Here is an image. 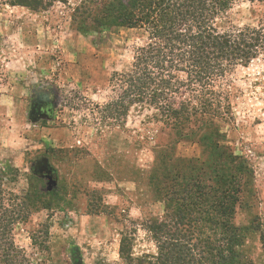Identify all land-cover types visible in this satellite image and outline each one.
Here are the masks:
<instances>
[{
  "label": "rangeland",
  "instance_id": "374dc122",
  "mask_svg": "<svg viewBox=\"0 0 264 264\" xmlns=\"http://www.w3.org/2000/svg\"><path fill=\"white\" fill-rule=\"evenodd\" d=\"M36 1L41 8L0 0V95L13 100L0 105L7 116L0 117V174L14 180L5 188L18 196L35 197L47 180L55 194L41 205L31 201V216L12 232L14 244L26 264H127L119 255L126 238L131 264L144 257L154 264L157 247L147 226L164 217L161 190L201 149L145 107L117 121L106 112L119 95L112 76L148 43L143 29L94 26L110 0ZM212 26L220 34L244 28L264 34V0H233ZM223 90L230 115L218 126L249 170L233 219L238 251L242 264H264V50L236 67ZM168 156L177 164L173 171Z\"/></svg>",
  "mask_w": 264,
  "mask_h": 264
},
{
  "label": "trees",
  "instance_id": "16d2710c",
  "mask_svg": "<svg viewBox=\"0 0 264 264\" xmlns=\"http://www.w3.org/2000/svg\"><path fill=\"white\" fill-rule=\"evenodd\" d=\"M232 2L110 0L91 22L98 28L143 29L148 35L125 72L111 78L119 95L107 104L108 115L117 121L134 106L145 107L154 112L153 120L201 149V157L188 160L184 173L169 178V189H160L164 217L147 226L157 247L154 264H242L240 231L233 219L249 170L225 145L218 122L230 115L223 82L264 50V34L251 28L218 33L213 21ZM35 3L41 1L19 0L18 5L41 8ZM164 162L172 171L177 166L170 156ZM6 183L14 180L0 174V264H26L12 232L31 216V201L41 205L55 191L48 190L47 180L44 192L35 197L18 196ZM119 255L131 264L126 238L120 241ZM144 260L151 264L148 257L139 264Z\"/></svg>",
  "mask_w": 264,
  "mask_h": 264
},
{
  "label": "crops",
  "instance_id": "0c3cea01",
  "mask_svg": "<svg viewBox=\"0 0 264 264\" xmlns=\"http://www.w3.org/2000/svg\"><path fill=\"white\" fill-rule=\"evenodd\" d=\"M10 100H11V102L13 101L10 96L0 95V105H1V103H5V104L8 103ZM2 101H4V102H2ZM1 107H3L5 109V106H0V117L2 119L7 120V116L6 117H3V113H2L3 111H2V108ZM6 110H8V113H10L9 117H11L10 107H6ZM86 219H87V222H88L92 218L86 217ZM93 219H98V218L97 217H93Z\"/></svg>",
  "mask_w": 264,
  "mask_h": 264
},
{
  "label": "water",
  "instance_id": "95a60500",
  "mask_svg": "<svg viewBox=\"0 0 264 264\" xmlns=\"http://www.w3.org/2000/svg\"><path fill=\"white\" fill-rule=\"evenodd\" d=\"M53 184H54V182H53ZM50 185H51V184L49 183V184H48V186H49V187H48V190L52 189ZM54 185H55V184H54Z\"/></svg>",
  "mask_w": 264,
  "mask_h": 264
}]
</instances>
